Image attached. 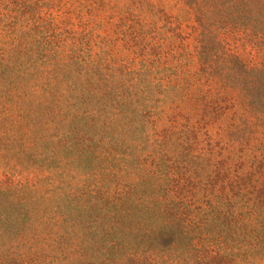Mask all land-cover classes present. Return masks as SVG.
<instances>
[{
	"label": "trees",
	"instance_id": "16d2710c",
	"mask_svg": "<svg viewBox=\"0 0 264 264\" xmlns=\"http://www.w3.org/2000/svg\"><path fill=\"white\" fill-rule=\"evenodd\" d=\"M229 33L264 44V0H0V176L42 185L0 188L5 230L36 190L100 264H264V63Z\"/></svg>",
	"mask_w": 264,
	"mask_h": 264
},
{
	"label": "rangeland",
	"instance_id": "374dc122",
	"mask_svg": "<svg viewBox=\"0 0 264 264\" xmlns=\"http://www.w3.org/2000/svg\"><path fill=\"white\" fill-rule=\"evenodd\" d=\"M169 11L171 15L175 14ZM181 30L183 37L192 44L195 35L191 23H184ZM223 41L226 48L247 66L259 67L264 63V44L253 36L229 33L223 36ZM34 180L32 177L6 180L0 176V188H6L9 183L42 186L40 183L35 185ZM44 196L42 191L36 190L13 193L16 201L28 203H24V208L16 206L17 223L13 233L6 231L0 222V264H100L98 259L90 258L98 249L97 245L92 247V237H82L80 227L71 229L66 224L57 225L59 215L52 211Z\"/></svg>",
	"mask_w": 264,
	"mask_h": 264
}]
</instances>
